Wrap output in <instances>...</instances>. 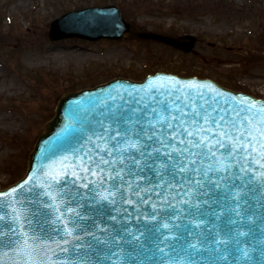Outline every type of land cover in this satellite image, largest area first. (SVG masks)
Returning <instances> with one entry per match:
<instances>
[{"label":"water","instance_id":"obj_1","mask_svg":"<svg viewBox=\"0 0 264 264\" xmlns=\"http://www.w3.org/2000/svg\"><path fill=\"white\" fill-rule=\"evenodd\" d=\"M126 33L131 38L165 42L186 52L192 51L197 41V37L191 34L174 37L140 30L124 18L120 7L115 4L87 7L65 13L51 22L49 37L53 40L64 37H83L93 40L122 39ZM192 83L210 86V88L186 87ZM153 109L156 112H153ZM261 109H264V99L243 92H235L212 79L181 77L165 72H157L141 81L118 77L94 88L64 96L58 104L55 117L48 123L47 132L38 140L31 155L30 169L26 177L8 189L0 190V193H7L13 188L19 189L12 196L0 197V205H2L0 214L5 215V220L0 221V230L9 234L5 236L6 241L9 236L15 241L13 250L3 257L5 264L22 260L27 252L31 253L30 259L35 260L36 264H50L49 258L56 261V264H264V179L259 178V173L264 172V168L253 163L252 159L239 162L237 159H229L226 155H221L223 150L218 148L215 149V156H210L208 159L197 158L192 153L200 152V149L191 148L189 144L179 142L196 139V137H187L183 129H195L204 125L203 116L208 114L215 120H219L222 115L225 117L216 132L223 130L236 136L248 129L257 138L252 141L255 144L260 139V130H264V111ZM194 110L200 112L199 117L195 116ZM181 113L184 115L181 116ZM157 114L164 115L173 127L169 129L157 124L155 128L157 136L163 138L168 147L158 144L154 146L161 147L162 153L171 152L174 146L177 150L174 155H179L180 159L186 162L187 172L177 173L175 179L169 175L161 179L148 173L151 182L149 179L137 182L131 177H126L131 182L132 188L129 189L128 185H124L122 194L118 193L114 198V204H109L98 195V193L107 195L106 189L110 186L108 182L103 185L98 183L95 187L89 184L88 189L76 188V191L88 194V198L80 199L78 204L69 205L67 202H61L62 197L58 195L61 185L51 182L46 173L60 169L62 165L78 164L81 157L84 160L89 157L99 159L103 155L106 159H112L106 152H101L99 146L107 143L111 147L121 142L122 137H116L115 140L111 137L116 135L117 128L123 134L126 127L124 120L129 116L141 119L140 124L131 125L134 133L140 129L141 125L148 128V122L154 121ZM172 117H180V119H171ZM181 120L185 123L181 124ZM193 120L196 121L195 124L192 123ZM209 126L215 127V124ZM175 132H179V135L175 140L170 139L171 134ZM206 134L212 139L218 138L215 133ZM132 138L136 137L133 135ZM146 142L154 144V141ZM184 148H189V151L181 152L180 150ZM251 156L253 159H259L257 153H251ZM161 158L166 159L163 156ZM193 159L197 160L195 165L187 163ZM261 163H264V160ZM245 165L250 169L247 174L241 170ZM222 167L227 168V171H217ZM193 168L199 171H193ZM83 175L81 173V176ZM253 175L256 176L255 179ZM29 176L33 177L32 182L24 188H19ZM237 176L240 178L237 179ZM222 177H229V179L222 180ZM65 179L72 186L71 182L75 180V177L67 176ZM88 179L98 178L89 176ZM212 180L220 183L222 190L225 185L231 186L228 190H234L243 184H248L245 191L249 189L251 191L244 197L247 203L241 205L240 218L226 211L235 202L225 200L221 192L215 191L213 185L209 183ZM87 182L83 179L75 180L76 185ZM49 183L52 185L50 188L39 186ZM137 183L149 189L141 193L146 202L132 195ZM33 185H36L35 192H51L53 196H56V200L53 201L47 195L40 196L36 203L21 200V196L33 195L25 191ZM204 192L209 194L203 195ZM121 195L135 203H123ZM112 199L113 197L109 196V200ZM213 199L219 202L212 204L211 208L203 203L205 200ZM198 201L199 209L193 207ZM221 204L225 214L217 221L210 213L213 210L220 211ZM44 205H50V207H44ZM153 205L156 207L153 208ZM57 207L60 212L56 211ZM67 207L75 208L89 219L80 220L75 212L68 213ZM13 208L16 212H13ZM37 211L40 213L39 216L34 215ZM17 212L27 216L32 220V224L29 225L25 221L24 228L20 229V225L14 220ZM60 213H63V216L57 220L56 217ZM152 215L156 216L155 220L150 219ZM110 216H116V220H111ZM229 217L242 219V222L228 225L226 222ZM201 219H205L207 223L199 229L195 228L194 222ZM49 220L55 223H48ZM65 223L68 228H75L74 236H83V241H77L72 236H68L64 231ZM93 223L100 227H107L109 232L97 231L92 228ZM164 223L170 225L169 229L160 228V225ZM177 224L180 225L179 228L174 227ZM81 226L92 228V231L102 238L108 236L110 239L111 235L119 233L123 239L119 244H111L110 251L103 245H95V251L89 250L86 254L84 249H80L77 253L72 250L75 244H86L93 240L91 236H84ZM210 227L213 231L220 229L222 233L231 230L246 233L236 237L239 243L233 240L228 244L226 261L218 260L220 253L214 251L186 250L187 242L195 239V236L188 235L189 230L193 233H201L203 237L211 240V235L206 231V228ZM125 228L133 234L143 231L145 236L141 238V242L127 243L126 241H131V237L124 235ZM12 229H16L17 232L13 233ZM25 232L32 237L27 245L24 244L27 239L23 234ZM169 234L180 238L165 241L160 245L165 248V252H158L156 245L159 243V238ZM37 236L40 239H37ZM63 239L69 240V243L62 244ZM212 247L214 248L215 245ZM61 248H68L69 251L63 252ZM220 248L223 250L224 245H220ZM97 252L101 253L99 258ZM243 252H247V256H244Z\"/></svg>","mask_w":264,"mask_h":264},{"label":"rangeland","instance_id":"obj_2","mask_svg":"<svg viewBox=\"0 0 264 264\" xmlns=\"http://www.w3.org/2000/svg\"><path fill=\"white\" fill-rule=\"evenodd\" d=\"M108 4L142 29L194 34L198 54L127 35L49 39L62 13ZM57 49L65 54L60 63L47 57ZM157 71L264 96V0H0V189L25 175L62 96Z\"/></svg>","mask_w":264,"mask_h":264},{"label":"snow or ice","instance_id":"obj_3","mask_svg":"<svg viewBox=\"0 0 264 264\" xmlns=\"http://www.w3.org/2000/svg\"><path fill=\"white\" fill-rule=\"evenodd\" d=\"M158 79H164V78H158ZM186 87L189 88H204L209 87L206 85H196L194 83L187 85ZM202 94V93H199ZM153 112H156L155 109L152 110ZM179 111V110H178ZM195 111V110H194ZM261 111H264V109H261ZM184 113H181V116H183ZM195 116L199 117L200 112L195 111ZM171 119H180V117H172ZM225 117L222 115L219 117V120H215L214 118H210L208 114H205L203 116L204 125H201L199 127H196L195 129L192 128H184L183 131L186 134L187 137H196V139L192 140H181L180 143H187L191 146V148L200 149V152H193L192 155L196 156L197 158L203 157L204 159H208L210 156H215L216 151L215 149H221L223 150L221 155H226L229 159H237L239 161H247L249 159H252V162L259 165L260 168H264V163H261L262 160H264V130H260V139L257 140V143H252L253 140H256L257 138L253 136L252 132L248 129H245L244 132L239 133V135L233 136L230 135L228 132H225L223 130L216 132V129L221 127V121H224ZM141 119L140 118H134L129 116L124 120V124L126 125L125 130L123 134L117 128L116 135L111 137L112 140H115L116 137H122L121 142L112 145L109 147L107 143H105L103 146L100 147L101 152H106L107 156L112 157V159H106L103 155L99 157V159H96L94 157H89L87 160H84V158H79L80 162L78 164L72 165V164H66L62 165L60 169H54L45 175L48 177V179L56 184H60L61 188L58 189V195L62 197L61 202H67L69 205L73 203L79 202L80 199H87L88 194L87 193H80L76 191V188L83 187L85 189L89 188V184H92L94 187L96 184L103 185L105 182L109 183V188L106 189L107 195H104L103 193H98L100 195L101 199L104 201H107L109 204L115 203V197L118 193L122 194L124 185H128L129 189L132 188L131 182L126 179V177H131L135 179L137 182L143 181L145 179H149L151 182V177L148 175V173L154 174L155 176L160 177L161 179L165 175H169L172 177V179L176 178L177 173H185L188 171L187 164L184 160H181L179 155H174L176 153V148L173 146L171 152H161V147H156L154 145L158 144L163 147H168V144L166 141L157 136V132L155 130L156 125L160 124L162 127L172 128L173 125L170 122H167L166 117L164 115L157 114L154 121H149V127L145 128L143 125H141L140 129L133 133L131 125L132 124H140ZM185 121L181 120V124H184ZM193 124L196 123L195 120L192 121ZM215 124V127H211L209 125ZM233 124L235 126V122L233 121ZM131 133V135H130ZM206 133H215L218 137L217 139H212L210 135H207ZM135 136L136 138L133 139L132 136ZM179 135V132L172 133L169 137L172 140L176 139V136ZM241 137H244L243 139ZM226 138V139H225ZM146 141H154V144L147 143ZM206 150V151H205ZM181 152H188L189 148H184L180 150ZM251 153H257L259 156V159H253L251 156ZM161 156L165 157L166 159H162ZM187 163L191 165H195L197 163L196 159L189 160ZM119 164V167L117 165ZM108 166V167H104ZM229 167H232V165H229ZM147 170V172H146ZM193 171H199V169L193 168ZM246 174L250 171L247 165H245L242 169ZM217 171H227V168H218ZM254 171V170H253ZM81 173L84 175L81 176ZM207 175V172H205ZM67 176L75 177V180H86L87 183H84L82 185H76L75 180L71 182L72 186L69 185L68 181H66ZM97 177L96 180H89L88 177ZM237 179L240 177L237 176ZM256 176L253 175V179H255ZM259 178L264 179V172L259 173ZM223 179H229V177H222ZM33 177L29 176L23 184L19 186V188H24L25 185H28L32 182ZM211 185H213L214 190L217 192H221L223 198L227 201L235 202L233 206L227 208V212L234 213L235 217L240 218L241 217V205L243 203H247V201L244 199V197L249 195V189L248 191H245V189L248 188V184H243L239 188H236L234 190H228L231 188L230 185H225L223 190L221 189V184L218 183L216 180H212L209 182ZM251 183V181H249ZM41 188L47 186L51 187V183L44 185H39ZM36 185H33L31 188L25 189L26 192L33 193L32 196H21V200H27L29 203H36L38 202V198L42 195L49 196L53 201L56 200V196H53L51 192H44V193H37L34 191ZM136 190L132 192V195H135L138 199H140L142 202H146L143 200V197L141 195L142 192H146L149 189L146 187H141L140 183H137L135 185ZM19 191L18 188H13L10 190V192L7 193H0V197L3 196H12L14 193H17ZM208 192H204L203 195H208ZM159 195V193H157ZM109 196L113 197L112 200H109ZM15 199V198H14ZM121 199L123 203L125 204H133L135 203L133 200L124 197L121 195ZM185 203H188V201H184ZM219 201L216 199H213L211 201L205 200L203 201L204 204L208 205L209 208H211L212 204H216ZM2 207V205H0ZM44 207H50V205H44ZM156 206L153 205V208ZM193 207L199 209L200 208V202L198 201ZM13 212H16V209H12ZM57 212H60L59 207L56 208ZM66 211L68 213H76V216L79 217L80 220H86L89 219V217H86L85 215H82L80 212L76 211L73 207H67ZM246 211V210H245ZM215 219L218 221L220 220L221 216L225 214V209L223 208V205L221 204V210L216 211L213 210L210 213ZM34 215L39 216L40 213L37 211L34 213ZM63 216V213H60L59 216L56 217L57 220H59ZM111 220L115 221L116 216H110ZM151 220H155L156 216L152 215L150 217ZM250 219V218H249ZM5 220V215L0 214V221ZM14 220L20 225V229L24 228V222L26 221L29 225L32 224V220L28 219L27 216H24L22 213L17 212L16 216L14 217ZM48 223H55L53 220L47 221ZM241 220L231 218L229 217L227 220L228 225H236L238 223H241ZM207 221L205 219H201L194 222V227L199 229L203 225H205ZM170 225L168 223H164L160 225V228L163 229H169ZM174 227L179 228L180 225H174ZM215 227V226H213ZM83 230L84 236H91L93 240L88 243H77L73 246V251L78 253V250L84 249L85 253L87 254L89 250L95 251V245H103L105 248H107L109 251L111 244H119L121 240L123 239V236H121L119 233L117 235H111V238L109 239L108 236L100 237L96 234V232L92 231V228H95L99 232L108 233L109 230L107 227H100L99 225H96L93 223L92 228L81 226ZM75 228H68L67 224L65 223V229L64 231L67 233L68 236H72L77 241H83V236L76 235L74 236ZM13 233L17 232L16 229L11 230ZM41 231H43V228L41 227ZM149 231H153L152 229H149ZM156 231H159V229H156ZM206 231L211 235L212 239L208 240L207 237H203L201 233H193L191 230L188 231L189 236H195L194 240H189L186 244V250L192 249L193 252H200L201 250L204 251H214L217 253H220V255L217 257L218 260H224L226 261L228 259V252H227V246L230 242L233 240L236 241V243H239L238 240H236V237L246 235V233L239 231V230H231L223 232L220 229H216L213 231V228H206ZM124 235L130 236L131 241H126L127 243H131L132 241L135 242H141V238L145 236V233L143 231L139 232V234H133L130 230L125 228L123 230ZM27 239H25L24 244L27 245L29 240L32 239L31 236L28 235V233H23ZM8 233H5L3 230H0V264H5V261L3 257L5 255H8L9 252L13 250V246L15 244V241L9 236V239L6 241L5 236H8ZM37 239H40L39 236L36 237ZM180 237H177L175 235L169 234V235H163L159 238V243L156 245V250L158 252L164 253L165 248L161 247V244H164L165 241L173 240V239H179ZM55 242V241H53ZM62 244H68L69 240L63 239L61 241ZM212 245H215L213 248ZM220 245H224V249L222 250L220 248ZM34 250V249H33ZM53 251V254H55V251ZM61 251L68 252V248H61ZM101 255L100 252H97V257L99 258ZM244 256H247V252H243ZM31 253L27 252L24 254L23 259L20 261H14L13 264H36V261L33 259H30ZM50 264H56V261H52L51 258H49Z\"/></svg>","mask_w":264,"mask_h":264},{"label":"bare ground","instance_id":"obj_4","mask_svg":"<svg viewBox=\"0 0 264 264\" xmlns=\"http://www.w3.org/2000/svg\"><path fill=\"white\" fill-rule=\"evenodd\" d=\"M50 49L51 47H47V46L44 47L45 51H49ZM47 57H49L51 60L56 61L57 63H60L65 58V54L59 49H57L55 50V52L47 53ZM18 125L20 126L21 123H18Z\"/></svg>","mask_w":264,"mask_h":264}]
</instances>
